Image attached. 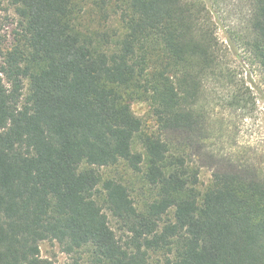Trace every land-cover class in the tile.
I'll return each mask as SVG.
<instances>
[{"label": "trees", "instance_id": "16d2710c", "mask_svg": "<svg viewBox=\"0 0 264 264\" xmlns=\"http://www.w3.org/2000/svg\"><path fill=\"white\" fill-rule=\"evenodd\" d=\"M250 1L241 45L264 78V0ZM2 2L19 22L0 32V264H53L47 240L90 264H264V154L208 145L226 136L212 105L249 116L258 98L204 6ZM211 80L228 92L215 103Z\"/></svg>", "mask_w": 264, "mask_h": 264}, {"label": "rangeland", "instance_id": "374dc122", "mask_svg": "<svg viewBox=\"0 0 264 264\" xmlns=\"http://www.w3.org/2000/svg\"><path fill=\"white\" fill-rule=\"evenodd\" d=\"M204 6L208 24L214 29L215 35L221 43L226 67L234 70L240 78L252 84L255 95L258 98L256 107L249 116H244L241 111L227 108L219 103L210 107V113L216 120L217 128L223 124V132L226 134L222 140L208 143L219 149L238 150L246 146L253 153L264 154V78L260 68L253 61L250 55L242 47L241 36L245 34L248 18L251 10L250 0H193ZM122 2V0H119ZM118 2V3H119ZM19 17L15 7L8 2L0 3V32L11 40L15 29L18 27ZM118 24H113V27ZM207 99L211 103L215 96L220 97L228 94L218 84L211 80L208 84ZM219 95V96H218ZM220 101V100H217ZM133 110L137 116L145 121V126L150 129L156 127L154 118L148 102L133 103ZM227 126L228 129H227ZM141 151V147H137ZM202 166L201 182L205 187L211 177L212 170L218 164V160L209 155L199 159ZM118 171L120 173H118ZM122 166L117 170H105L107 174H124ZM111 222L117 228L116 219L111 217ZM43 257L50 259L53 264H90V253L83 250L81 252L67 253L57 241H44L41 243ZM155 262H159L158 257H154Z\"/></svg>", "mask_w": 264, "mask_h": 264}]
</instances>
